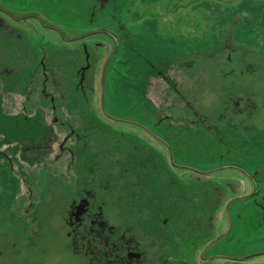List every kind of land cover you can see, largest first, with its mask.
<instances>
[{"label":"flooded vegetation","instance_id":"1","mask_svg":"<svg viewBox=\"0 0 264 264\" xmlns=\"http://www.w3.org/2000/svg\"><path fill=\"white\" fill-rule=\"evenodd\" d=\"M116 2L79 0L74 28L40 17L41 0H0V118L8 119L0 122V264H40L36 250L47 258L44 209L54 197L59 243L74 264H264V106L252 90L238 94L213 124L185 92L208 70L226 79L238 69L224 71L214 48L209 65L192 72L167 17L172 35L165 23L161 37L174 55L152 77L148 103H135V118L105 114L129 63L118 57L129 33L95 17ZM224 39L230 58L239 44L229 32ZM256 66L240 55L239 74L251 82ZM185 106L189 115L176 114Z\"/></svg>","mask_w":264,"mask_h":264},{"label":"rangeland","instance_id":"2","mask_svg":"<svg viewBox=\"0 0 264 264\" xmlns=\"http://www.w3.org/2000/svg\"><path fill=\"white\" fill-rule=\"evenodd\" d=\"M78 1L41 0L37 7L39 9L37 13L40 17L43 16L46 20L59 26L63 24L76 28L80 24L78 12H83L76 5ZM174 7L175 12L172 16L167 12ZM84 14L88 17L90 10H86ZM103 15L98 14L95 17V24H99L102 18H107V24L114 28L123 26L124 28L121 29L129 33L125 36V42L121 45V53L118 56L127 59L129 63L127 67L120 65L121 74L118 76L123 77L118 82L121 85L120 90L116 93L113 86L111 89L114 90L108 92L105 114L113 113L125 119L135 118L134 112L131 111L137 108L135 103H145L146 100L143 96L152 77L166 72L167 67L164 68V61L173 57L174 50L175 52L179 51L181 57L191 52L192 55L189 54L188 60L196 62L195 69L192 71L194 73L196 69L204 70L209 65V55L214 53L216 48L220 51H217L215 57L227 66V68H222L224 71L238 69L236 75L230 73L226 75V79L221 75L213 76L208 70L204 74L205 80L203 76L202 84L199 83L200 80L196 79L195 87L197 88L195 90L185 92L181 88L183 94L185 92L192 97L194 105L209 113L213 124H218L216 114L223 111L226 101L238 94L254 91L255 102L264 106V27L262 32H256L258 27L255 26V20L259 21V27L264 26V0H117L115 7L110 6L107 13ZM167 17L175 19L173 28L179 40L177 49L175 47L174 50L172 45L161 37L167 31L165 23L172 35L173 28L171 25L169 26L170 21L167 22L169 19ZM236 23L237 25H235ZM228 32L233 34L232 43L239 44L237 50L229 51L230 58L227 55L226 44L225 46L222 44L226 42L224 38ZM240 33H246V37L242 38ZM218 35L221 38L219 42H217ZM176 44L174 45L176 46ZM221 48L223 49L221 50ZM242 53L257 64L258 72L254 82L250 81L248 74V76L239 74L238 61ZM204 56L205 58H203ZM182 60L180 58L181 62L184 61ZM214 64L215 60L213 59L211 66L215 67ZM184 72H188V70ZM198 75L199 70L194 76L198 78ZM218 78L219 89L210 86L211 80ZM127 92L134 96H125L124 93ZM130 101H132L131 104ZM129 110L131 113L133 112L131 115L127 114ZM261 112L260 115L264 117V111L261 110ZM176 114L189 115L190 112L185 106V109ZM6 120L8 121L5 117L4 119L0 118L1 123H6ZM260 129H264V122L259 125ZM217 142L212 141L210 152L214 153L218 150ZM197 147L198 145H196ZM212 160L215 161L214 157ZM54 201H56L55 204L53 203L50 208L47 205L44 209V215H47L48 218L45 230H43L44 237L49 238L48 244L44 248L48 252L47 258L43 256L44 250H36L32 259L40 257V264H46L45 261L47 264H74L66 249L62 247V243H59L62 217L61 198L54 197ZM249 213L251 214L250 211ZM242 227H248V225ZM252 232L258 234L259 231ZM252 240L258 241L254 237ZM263 246L262 243L261 247Z\"/></svg>","mask_w":264,"mask_h":264}]
</instances>
